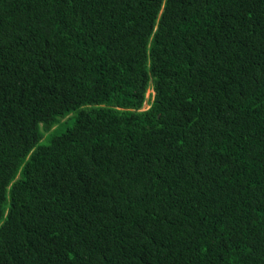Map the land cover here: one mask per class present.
Instances as JSON below:
<instances>
[{"label":"trees","instance_id":"trees-1","mask_svg":"<svg viewBox=\"0 0 264 264\" xmlns=\"http://www.w3.org/2000/svg\"><path fill=\"white\" fill-rule=\"evenodd\" d=\"M0 264H264V0H0Z\"/></svg>","mask_w":264,"mask_h":264},{"label":"rangeland","instance_id":"rangeland-1","mask_svg":"<svg viewBox=\"0 0 264 264\" xmlns=\"http://www.w3.org/2000/svg\"><path fill=\"white\" fill-rule=\"evenodd\" d=\"M149 95L153 96V92L152 90H150L147 94V98L149 97ZM149 107V104L146 102L145 105H144V109H147ZM74 116V113L72 114V117ZM70 117V116H69ZM73 125V120H64L62 121L60 124H58L55 128V130L53 131L55 134H61L63 133L64 131H66L70 126ZM52 132V133H53ZM51 133V134H52Z\"/></svg>","mask_w":264,"mask_h":264}]
</instances>
